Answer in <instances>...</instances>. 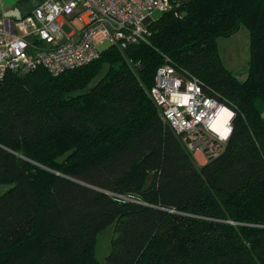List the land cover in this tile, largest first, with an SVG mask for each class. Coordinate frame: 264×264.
<instances>
[{"label":"trees","instance_id":"16d2710c","mask_svg":"<svg viewBox=\"0 0 264 264\" xmlns=\"http://www.w3.org/2000/svg\"><path fill=\"white\" fill-rule=\"evenodd\" d=\"M175 9L147 42L106 46L58 76L0 79V264H99L107 225L117 235L103 264H264V0ZM243 24L240 79L217 40ZM165 57L234 111L223 152L203 165L148 95Z\"/></svg>","mask_w":264,"mask_h":264},{"label":"built area","instance_id":"2783aa9c","mask_svg":"<svg viewBox=\"0 0 264 264\" xmlns=\"http://www.w3.org/2000/svg\"><path fill=\"white\" fill-rule=\"evenodd\" d=\"M188 1L39 0L12 23L0 15V79L8 71L29 72L39 67L58 76L97 58L98 45L108 42L121 51L147 42L152 12L173 10L176 16L175 8ZM65 23L71 27L69 32L63 30ZM148 95L159 118L189 153L199 151L208 162L223 152L234 111L209 95L196 76L165 57ZM223 109L225 116L218 119Z\"/></svg>","mask_w":264,"mask_h":264},{"label":"rangeland","instance_id":"374dc122","mask_svg":"<svg viewBox=\"0 0 264 264\" xmlns=\"http://www.w3.org/2000/svg\"><path fill=\"white\" fill-rule=\"evenodd\" d=\"M166 12L173 13V10H169ZM161 14L162 13L159 11H153L151 15L153 21L159 19ZM63 30L66 32H69L71 30V27L68 23L63 24ZM106 46H108V42L102 45H98L97 48L98 50H101ZM217 46L220 58L225 67L230 69L233 73L237 74L240 79H244L247 74L248 62L250 59L249 31L247 27L243 24L235 33L229 36L218 38ZM106 69V67H103L102 72L104 73ZM101 75L102 73H100L91 84L99 79ZM191 154L193 156L194 153ZM7 188H9V185H0V194H2ZM116 235L117 232L115 231L113 225H107L97 233L94 255L99 264L104 263L106 256L111 250V240Z\"/></svg>","mask_w":264,"mask_h":264},{"label":"crops","instance_id":"0c3cea01","mask_svg":"<svg viewBox=\"0 0 264 264\" xmlns=\"http://www.w3.org/2000/svg\"><path fill=\"white\" fill-rule=\"evenodd\" d=\"M38 1L39 0H0V15H3L8 22L14 21L22 17L24 13L35 6ZM262 118H264V114H262ZM193 157L199 165L206 163V160L199 151H196Z\"/></svg>","mask_w":264,"mask_h":264},{"label":"bare ground","instance_id":"6f19581e","mask_svg":"<svg viewBox=\"0 0 264 264\" xmlns=\"http://www.w3.org/2000/svg\"><path fill=\"white\" fill-rule=\"evenodd\" d=\"M225 112H226V110L225 109H223L222 111H221V113H220V115H219V118L218 119H223L224 118V116H225ZM222 127V126H221ZM220 127V130L222 131V133L223 134H225V130L223 129V128H221Z\"/></svg>","mask_w":264,"mask_h":264},{"label":"water","instance_id":"95a60500","mask_svg":"<svg viewBox=\"0 0 264 264\" xmlns=\"http://www.w3.org/2000/svg\"><path fill=\"white\" fill-rule=\"evenodd\" d=\"M10 23H12V21H10Z\"/></svg>","mask_w":264,"mask_h":264}]
</instances>
